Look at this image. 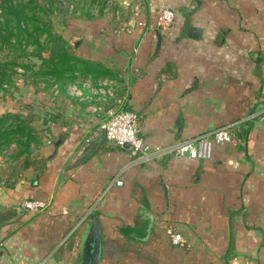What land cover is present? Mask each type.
I'll return each mask as SVG.
<instances>
[{
	"label": "crops",
	"instance_id": "crops-1",
	"mask_svg": "<svg viewBox=\"0 0 264 264\" xmlns=\"http://www.w3.org/2000/svg\"><path fill=\"white\" fill-rule=\"evenodd\" d=\"M111 7L67 19L57 32L86 60L76 71L118 80L103 108L134 109L151 152L141 157L107 139L104 111L68 95L65 81L39 80L49 109L39 110L38 142L19 143L20 157L9 165L6 156L9 168H0V264H89L94 246L95 264H264V0ZM163 7L175 17L161 29ZM223 124L233 139L211 142L204 155L169 150ZM25 198L47 207L30 211ZM146 210L153 224L141 239L134 233ZM168 228L183 241L174 243Z\"/></svg>",
	"mask_w": 264,
	"mask_h": 264
},
{
	"label": "built area",
	"instance_id": "built-area-1",
	"mask_svg": "<svg viewBox=\"0 0 264 264\" xmlns=\"http://www.w3.org/2000/svg\"><path fill=\"white\" fill-rule=\"evenodd\" d=\"M13 3L19 0H11ZM79 0H58L56 4L58 7L69 6L74 8L77 6ZM92 6L102 8L104 11L109 9L112 4V0H92ZM1 17V15H0ZM175 17V11L170 7H163L160 9L157 18L155 20V26L161 29L168 27ZM53 86L56 87L57 83L50 79ZM44 85V81L38 82ZM119 85L116 78L109 76H97L90 73L75 71L74 75L70 79H66L63 87L68 95L81 96L88 100H92L89 105V109L95 113L104 111L105 116L100 121V127L104 131V135L107 139L123 145L125 142L129 143L131 150L141 157H148V153L151 152L150 145L146 143L143 138L138 134V114L129 107L120 106L118 108H103V103L109 98L113 97L115 91ZM85 90L89 92L85 94ZM94 102V103H93ZM233 139L231 133V126L229 124H223L212 130L211 133H207L203 136L190 137L185 140H181L173 144L169 150H174L178 153L188 152L191 156L204 155L209 148L211 142L221 143L230 141ZM116 184H121L120 178H115ZM20 204L22 207L30 211H41L47 207L46 201L39 198H25ZM167 232L174 243H181L183 237L180 232L175 231L173 228H168Z\"/></svg>",
	"mask_w": 264,
	"mask_h": 264
},
{
	"label": "trees",
	"instance_id": "trees-1",
	"mask_svg": "<svg viewBox=\"0 0 264 264\" xmlns=\"http://www.w3.org/2000/svg\"><path fill=\"white\" fill-rule=\"evenodd\" d=\"M44 5H50L48 8L53 6L48 2L40 5L30 4L27 0H19L15 3L7 0L4 5L0 6V36L9 46V52L13 54L19 48L24 50L30 43L36 44L41 49L49 50L47 56L41 55L40 66H37L36 69L31 68L36 85L39 80L48 83L51 78L57 82H63L67 78H72L80 64L86 63V60L73 55L68 49L71 45H67V41L62 35L53 32L50 25L45 22L44 16L40 12ZM42 34L46 35L45 44L40 40ZM15 60L12 58L4 63L0 62V87L11 85L15 66L24 68L29 66L22 61L16 62ZM61 84L63 86V83ZM21 116L17 112H7L0 117V148L12 140L24 145L29 141L38 142L33 127L25 123Z\"/></svg>",
	"mask_w": 264,
	"mask_h": 264
},
{
	"label": "rangeland",
	"instance_id": "rangeland-1",
	"mask_svg": "<svg viewBox=\"0 0 264 264\" xmlns=\"http://www.w3.org/2000/svg\"><path fill=\"white\" fill-rule=\"evenodd\" d=\"M30 4L37 3L38 5L44 3H51L53 6L51 8L49 6H43L42 16H44V20L51 27L53 32L60 31L65 28L67 19L75 18L72 21L80 19L82 17H86L91 14H97L99 11V7L91 6L92 0H79L71 9L69 6H56L58 0H27ZM7 0H0V6L4 5ZM58 4V3H57ZM101 9V8H100ZM113 7H110L106 11L102 9L103 12L113 13ZM58 33V32H57ZM45 34H42L40 40L45 44L46 38ZM49 46V43L47 44ZM70 45V43L68 44ZM69 51H72V47H68ZM46 52L45 48L41 49L36 46L34 43H30L24 50L16 49L13 54L10 51V48L5 41L1 39L0 36V62L4 63V61L11 60L12 58L16 59V62L22 61L23 63L29 65L27 68L22 66H15V70L12 73V83L9 86L0 87V117L7 112H17L22 115V119L25 123L30 124L34 131L36 130V125H39L42 121V117L45 115L44 113L40 114L42 107L44 109H49V97H48V85L46 87H40L39 84L36 85L33 80V69L42 63V52ZM19 64V63H18ZM93 75V74H92ZM42 89V90H40ZM40 105V106H39ZM47 136V135H45ZM44 137V136H40ZM24 139V138H22ZM21 147L24 145L20 144ZM6 147V148H5ZM19 143L15 146L7 145L0 148V168H9L6 164L5 157L7 156L11 159V163L13 164L14 159L20 157L16 152L18 150ZM5 148V150H3ZM4 159V160H3ZM17 164V163H16Z\"/></svg>",
	"mask_w": 264,
	"mask_h": 264
},
{
	"label": "water",
	"instance_id": "water-1",
	"mask_svg": "<svg viewBox=\"0 0 264 264\" xmlns=\"http://www.w3.org/2000/svg\"><path fill=\"white\" fill-rule=\"evenodd\" d=\"M197 30L198 29L195 26H189L188 33L190 35H194ZM123 145L128 147L129 146V143L128 142H125ZM76 159H77V157L74 159V161ZM143 216L145 217V223H144L143 231L141 233H134V235L136 237H139L141 239H145V238L148 237L149 232L151 231V228H152L153 217H154L153 216V213L150 210H146V212L143 213ZM93 222H94V233H95L94 235L96 237L97 236V224H96L95 219L93 220ZM94 242L96 244V241L95 240H94ZM96 256H97V246L96 247L94 246L93 251H91V256H90L89 264H95L96 263Z\"/></svg>",
	"mask_w": 264,
	"mask_h": 264
}]
</instances>
